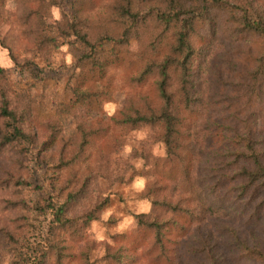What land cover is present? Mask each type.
Returning <instances> with one entry per match:
<instances>
[{
    "label": "trees",
    "instance_id": "obj_1",
    "mask_svg": "<svg viewBox=\"0 0 264 264\" xmlns=\"http://www.w3.org/2000/svg\"><path fill=\"white\" fill-rule=\"evenodd\" d=\"M0 44L34 74L16 83L0 62V264H92L100 181H126L136 157L151 210L106 242L107 264H264V0H0ZM66 44L55 106L47 65ZM142 127L166 154L120 158Z\"/></svg>",
    "mask_w": 264,
    "mask_h": 264
},
{
    "label": "rangeland",
    "instance_id": "obj_2",
    "mask_svg": "<svg viewBox=\"0 0 264 264\" xmlns=\"http://www.w3.org/2000/svg\"><path fill=\"white\" fill-rule=\"evenodd\" d=\"M13 8V4L10 3ZM15 8V7H14ZM54 17L60 18L61 14L58 8L53 9ZM136 47V41L133 42ZM77 51L67 44L62 50L56 53L47 65L49 87L46 91L48 99L57 106L62 97L66 95V82L74 69V57ZM0 62L7 70L12 81L18 83L20 80H29L34 77L32 71H22L17 68L9 54V51L0 44ZM42 66L45 63L41 62ZM117 86L121 87L125 83V75L122 71L116 72ZM124 96L117 93L113 101L106 102L104 108L110 115L117 112L124 103ZM64 128L66 136H71L75 123L72 118L64 119ZM152 129L142 127L140 129L130 130L123 133L124 145L120 149L119 155L122 159H129L133 150L137 148L140 152L145 149L156 156L166 154V145L162 141L154 142L149 139ZM121 133V131H120ZM134 170L126 173V181L118 182L109 188L106 180L102 179L99 189L110 195L111 203L105 208L100 220L94 221L87 230L89 240L94 243L95 249L92 254V264H107L105 261V244L121 243L117 235L121 233H132L137 226L135 214L149 212L151 210V200L143 195V190L151 179L146 172L145 160L141 157L132 158ZM46 170L33 164L31 173L32 181L35 184L44 183ZM11 257L4 253L1 257V264H10Z\"/></svg>",
    "mask_w": 264,
    "mask_h": 264
}]
</instances>
